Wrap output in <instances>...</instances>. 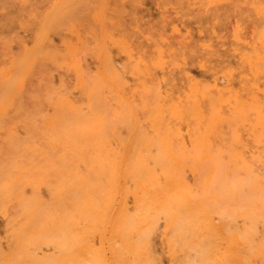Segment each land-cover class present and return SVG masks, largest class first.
I'll use <instances>...</instances> for the list:
<instances>
[{"label": "bare ground", "instance_id": "6f19581e", "mask_svg": "<svg viewBox=\"0 0 264 264\" xmlns=\"http://www.w3.org/2000/svg\"><path fill=\"white\" fill-rule=\"evenodd\" d=\"M51 2L33 48L0 74L3 141L28 156L0 169V264H161L152 244L160 228L171 264H264V0L252 2L261 20L254 43L234 30L246 44L244 93L231 73L199 86L161 44L145 61L104 34L95 78L71 47L63 63L82 98L58 90L55 115L21 139L3 127L18 72L46 52L49 31L74 4ZM170 67L186 75L183 93L170 88Z\"/></svg>", "mask_w": 264, "mask_h": 264}, {"label": "rangeland", "instance_id": "374dc122", "mask_svg": "<svg viewBox=\"0 0 264 264\" xmlns=\"http://www.w3.org/2000/svg\"><path fill=\"white\" fill-rule=\"evenodd\" d=\"M51 1L54 2L0 0V74L9 66L10 60H20L26 49L33 48L39 22ZM72 1L70 11L49 31L46 52L18 72L20 88L14 91L3 127L12 128L21 139L45 117L55 115L50 103L60 92L58 90L70 91L75 98H82L75 88L73 74L63 63L67 61L71 47L87 65L88 80L95 78L100 70L97 49L104 34L127 40L133 52L145 61L152 58L155 44H161L167 57L170 56L168 60L179 61V67L187 68L191 81L199 86L204 85L213 73L215 76L231 73L229 78L240 93L248 88L246 81L251 76L239 59L246 44L235 42L234 30L238 25L246 38L245 43L248 46L254 43L261 20L253 12V0H224L214 6L205 5L203 0ZM109 48L113 59L129 75L124 54L113 45ZM171 69L167 75L170 88L175 93H183L187 90V77L179 69ZM155 73L156 70L150 68L147 79L151 80ZM129 83L133 84L132 81ZM125 129L124 126L119 128L123 135ZM3 138L4 131L0 129V169L14 161L18 164L27 162V154L15 145L9 146ZM3 229L4 221L0 215L1 233ZM152 244L160 263L171 264L162 228L153 235Z\"/></svg>", "mask_w": 264, "mask_h": 264}]
</instances>
